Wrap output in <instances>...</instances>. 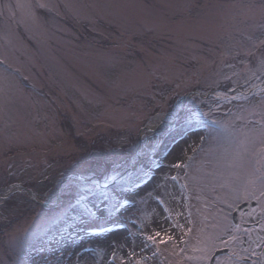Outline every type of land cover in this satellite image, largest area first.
<instances>
[{
  "label": "rangeland",
  "instance_id": "1",
  "mask_svg": "<svg viewBox=\"0 0 264 264\" xmlns=\"http://www.w3.org/2000/svg\"><path fill=\"white\" fill-rule=\"evenodd\" d=\"M262 80L264 0H0V264H209L241 244L264 88L238 87Z\"/></svg>",
  "mask_w": 264,
  "mask_h": 264
},
{
  "label": "flooded vegetation",
  "instance_id": "2",
  "mask_svg": "<svg viewBox=\"0 0 264 264\" xmlns=\"http://www.w3.org/2000/svg\"><path fill=\"white\" fill-rule=\"evenodd\" d=\"M259 170V167H257ZM261 174V173H260ZM264 181V178H262ZM264 184L258 190H254L249 198L243 199L249 204L244 210L238 211V222L234 224V229H246L241 233L243 242L237 244V238L228 237L223 242V248L226 252L220 256L226 264L248 263V264H263L264 263V236L260 241L254 243L252 231L256 228L264 227ZM260 194V195H259ZM254 201L252 205L251 202ZM237 207V205H236ZM233 211V210H232ZM234 236V235H232ZM245 252L246 255L239 256Z\"/></svg>",
  "mask_w": 264,
  "mask_h": 264
},
{
  "label": "water",
  "instance_id": "3",
  "mask_svg": "<svg viewBox=\"0 0 264 264\" xmlns=\"http://www.w3.org/2000/svg\"><path fill=\"white\" fill-rule=\"evenodd\" d=\"M261 88H264V81H262L260 83H257V84H254L252 87H249L248 90L243 89L242 86H239L238 87V89H240L241 92H243V93H250V94L253 93L255 90H259ZM210 92H208V94ZM189 95L190 94H188L187 98L189 97ZM200 96H203V95H200ZM146 128L148 129V127H146ZM129 169H132V168H129ZM129 169H128V171H129ZM19 186H21V185H19ZM24 189L34 194V192L32 190H30L29 188H24ZM10 191H12V190H10ZM10 191H8V192H10ZM2 197H4V196H2ZM214 259H215V257L212 258V262H211L212 264L214 263Z\"/></svg>",
  "mask_w": 264,
  "mask_h": 264
},
{
  "label": "bare ground",
  "instance_id": "4",
  "mask_svg": "<svg viewBox=\"0 0 264 264\" xmlns=\"http://www.w3.org/2000/svg\"><path fill=\"white\" fill-rule=\"evenodd\" d=\"M8 195V194H7ZM105 264V263H104Z\"/></svg>",
  "mask_w": 264,
  "mask_h": 264
}]
</instances>
